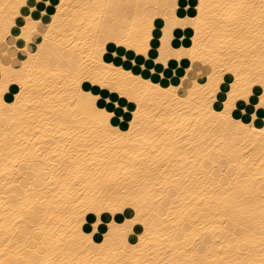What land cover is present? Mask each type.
I'll list each match as a JSON object with an SVG mask.
<instances>
[{"label":"snow or ice","instance_id":"snow-or-ice-1","mask_svg":"<svg viewBox=\"0 0 264 264\" xmlns=\"http://www.w3.org/2000/svg\"><path fill=\"white\" fill-rule=\"evenodd\" d=\"M0 264H264V0L0 2Z\"/></svg>","mask_w":264,"mask_h":264},{"label":"bare ground","instance_id":"bare-ground-1","mask_svg":"<svg viewBox=\"0 0 264 264\" xmlns=\"http://www.w3.org/2000/svg\"><path fill=\"white\" fill-rule=\"evenodd\" d=\"M0 2H6V0H0ZM189 39H190V38H189ZM158 41H159V37H156V44H155L156 49L159 48V43H158ZM175 63H179V61H175Z\"/></svg>","mask_w":264,"mask_h":264}]
</instances>
